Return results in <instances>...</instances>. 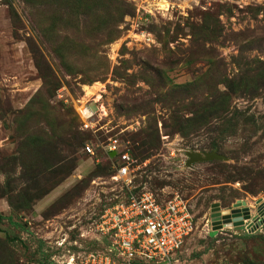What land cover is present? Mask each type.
<instances>
[{
    "label": "rangeland",
    "instance_id": "374dc122",
    "mask_svg": "<svg viewBox=\"0 0 264 264\" xmlns=\"http://www.w3.org/2000/svg\"><path fill=\"white\" fill-rule=\"evenodd\" d=\"M110 139L136 154L131 190L189 202L192 260L264 264V228L211 225L214 204L264 211V0H0V264L104 247L130 192Z\"/></svg>",
    "mask_w": 264,
    "mask_h": 264
},
{
    "label": "built area",
    "instance_id": "2783aa9c",
    "mask_svg": "<svg viewBox=\"0 0 264 264\" xmlns=\"http://www.w3.org/2000/svg\"><path fill=\"white\" fill-rule=\"evenodd\" d=\"M86 112L84 120H90L92 115L88 109ZM86 126L89 127L88 124ZM85 150L94 156L93 143L87 144ZM104 151L109 156L115 153L111 157L119 159L111 179L126 184L129 195L108 208L97 224L96 229L103 238L99 242L107 241L102 243L104 247L72 254L68 251L70 255L64 264H234L214 257L192 260L186 246L197 224L189 202L179 195L161 199L147 191L135 193L130 188L133 182L130 167L135 159L123 149L118 139H110ZM255 215V221L245 224L246 233L263 230L264 215ZM222 231L224 229L218 230V233ZM210 234L208 232L207 236Z\"/></svg>",
    "mask_w": 264,
    "mask_h": 264
},
{
    "label": "water",
    "instance_id": "95a60500",
    "mask_svg": "<svg viewBox=\"0 0 264 264\" xmlns=\"http://www.w3.org/2000/svg\"><path fill=\"white\" fill-rule=\"evenodd\" d=\"M114 156L115 153H111ZM188 161L187 166H191L194 163H204L211 162L214 160H222L223 156L216 153L210 152L201 154L198 152L187 153ZM262 208L258 209L260 215H264ZM256 220V216H252L250 207L245 201H238L232 210L222 211L219 204H214L211 209V222L213 225V230L218 231L226 228H239L243 227L247 221Z\"/></svg>",
    "mask_w": 264,
    "mask_h": 264
},
{
    "label": "trees",
    "instance_id": "16d2710c",
    "mask_svg": "<svg viewBox=\"0 0 264 264\" xmlns=\"http://www.w3.org/2000/svg\"><path fill=\"white\" fill-rule=\"evenodd\" d=\"M66 1V0H65ZM88 10V12H90V11H93V10H96V8H93L92 7V4H89V6H88V8H87ZM110 43V42H109ZM84 118V117H83ZM70 125V124H69ZM86 126V125H85ZM86 128H87V126H86ZM69 132H71L70 134H72L73 135V137L75 138V141H70V143H71V145H72V149L74 150V152H75V148H78V147H84V146H86L87 144H89V143H85V141H86V139L84 138V135L83 134H81V133H79V132H77V130H76V128H75V122H74V124H71L70 126H69ZM228 133V132H227ZM229 134V133H228ZM228 134H225V136H224V138L228 135ZM105 154L107 155V157H108V159H111V160H114V159H118V158H115V157H111V156H109L106 152H105ZM131 155H132V157L136 160V154H133V153H131ZM146 159V158H145ZM74 169H75V164H71V166H70V169H68L67 171H66V173L68 174V175H70L73 171H74ZM110 171V174H111V176H110V178L115 174V169H114V167H113V169H111V170H109ZM4 219V217L3 216H0V223L2 222V220ZM211 235V234H210ZM209 238H210V236H209ZM105 242H106V240H105ZM95 244H97V242H95V243H93L92 245L94 246ZM99 249H102V247H101V245L99 244V248H87V249H85V250H82V251H95V250H99Z\"/></svg>",
    "mask_w": 264,
    "mask_h": 264
},
{
    "label": "clouds",
    "instance_id": "9594fccd",
    "mask_svg": "<svg viewBox=\"0 0 264 264\" xmlns=\"http://www.w3.org/2000/svg\"><path fill=\"white\" fill-rule=\"evenodd\" d=\"M231 210H232V209H231ZM222 211H223V210H222ZM261 211H263V210H261ZM251 212H252V216H253V217L256 216L255 214H259V213H258V210L251 211ZM261 216H262V215H261ZM247 222H248V221H247ZM247 222H246V223H247ZM246 223H245V224H246ZM244 226H245V225H244ZM244 226H243V227H244ZM239 228H240V227H239ZM224 230H225V229H224Z\"/></svg>",
    "mask_w": 264,
    "mask_h": 264
}]
</instances>
